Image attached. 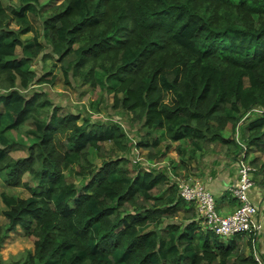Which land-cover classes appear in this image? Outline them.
Masks as SVG:
<instances>
[{"label":"trees","instance_id":"obj_1","mask_svg":"<svg viewBox=\"0 0 264 264\" xmlns=\"http://www.w3.org/2000/svg\"><path fill=\"white\" fill-rule=\"evenodd\" d=\"M19 2L7 12L0 0V179L29 191L1 192L0 243L16 227L35 238L19 264H257L244 234L225 241L204 225L166 166H127L131 143L117 121L65 110L30 86L54 82L55 65L37 78L32 62L55 56L67 84L97 78L113 94L112 108L140 122L138 148L156 147L147 136L158 131L177 142L179 156L210 145L239 149L223 131L235 133L248 117L240 139L264 151V0ZM29 14L41 19L45 45L36 35L22 38L33 30ZM24 124L33 127L29 144L12 135ZM21 150L24 156L11 155ZM93 151L114 156L93 165Z\"/></svg>","mask_w":264,"mask_h":264},{"label":"rangeland","instance_id":"obj_2","mask_svg":"<svg viewBox=\"0 0 264 264\" xmlns=\"http://www.w3.org/2000/svg\"><path fill=\"white\" fill-rule=\"evenodd\" d=\"M62 0H38L39 7L43 5V8L49 7L54 4L60 3ZM3 5L6 7L7 12H9L11 6H18L20 4L19 0H1ZM29 19L32 26V31L23 35V39H31L34 35L38 36V39L45 45L44 37H43V30H42V22L39 16L35 14H29ZM9 27L16 29L18 24L15 23L14 20L9 21ZM45 53L50 52V46H45ZM22 55L21 48H16V55L15 57H19ZM49 55V54H46ZM55 65L51 68V66ZM32 68H34L37 78H40L44 72L48 69H52V74L56 75L57 77L54 79L53 83L50 82H35L33 81L32 85L30 86V90H43L48 93L49 98L53 101L54 104L60 105L65 110H71L74 113H79L80 115H90V118H101L104 121L114 120L117 121L126 132L127 136L130 139V143L132 144V140L138 141L140 139H144L146 129L142 128L140 122L137 119H133L132 114L126 111H121L118 109L112 108L113 104V94L108 93L105 88L101 86V83L98 81L97 78H94L93 81L77 79V82H74L73 78L70 79L72 82L71 84H67L62 74V70L59 69L58 61L56 60L55 56H49L46 59H43L42 53L34 57L32 62ZM51 77L47 76L49 79ZM250 119H247L242 123L244 126ZM81 121V119L79 120ZM241 124V125H242ZM243 126V127H244ZM33 128L30 125H22L17 130L12 132L13 138L18 139V141L22 143L29 144L32 142L33 137L27 133L28 129ZM232 130H224L223 134L225 137H230V133ZM239 135L241 132L239 131ZM235 134V133H234ZM162 132L154 131L153 136L148 135L147 137L149 142H153L155 139L158 140L157 146L154 148H143L139 147L140 151V161L138 165L140 167L146 168H156L160 167L159 170L163 169L165 165L166 168L169 167V172H173L175 175H180L181 173L174 169L173 163L170 161L169 152L172 149L173 145L168 141V138H164ZM132 139V140H131ZM169 144V147L165 149V146ZM105 147L107 150L110 151L111 146L109 143H105ZM186 150L189 149V145H184ZM159 149L157 154H154L155 150ZM151 150V151H150ZM164 151L165 154L161 153ZM205 150V149H203ZM90 151V149H89ZM201 151V150H200ZM152 153V157H148V153ZM195 152V156L197 153ZM26 151H13L11 155L15 158L22 157ZM176 153V152H175ZM110 155L105 153H99L93 151L87 157L93 165L101 164L102 160L108 159ZM129 158V162L127 166L134 172L136 169V162L133 161L134 155H132L131 150L127 155ZM177 156V154H176ZM186 156L189 157L188 152H186ZM178 157V156H177ZM175 160V159H174ZM169 164V165H168ZM76 172H71L67 177L70 181H74L75 183L79 184L81 182V177H79ZM180 173V174H179ZM187 176V175H186ZM87 177V176H86ZM184 177V176H183ZM25 179L29 180L31 184H36V182L30 178V176L26 175ZM86 179V178H85ZM173 180H170L172 183ZM6 192L10 195H15L18 197H27L29 196V191L22 187H14L8 186L3 184V181L0 179V229H6V218L3 215V211L6 208L4 203L1 200V192ZM231 197L232 194L230 193ZM214 202L216 209L219 211V207L221 206L222 200L220 197H216L214 194ZM235 200V199H234ZM238 202V200H235ZM72 204V202H71ZM181 215V213H178ZM176 217L179 219V216ZM5 233V232H4ZM5 236L0 243V264H19L23 262L29 253L33 252L34 248V240L33 236L25 235L24 232L19 228L16 227L15 230L5 233ZM227 239H225L226 241ZM253 253V251H252Z\"/></svg>","mask_w":264,"mask_h":264},{"label":"crops","instance_id":"obj_3","mask_svg":"<svg viewBox=\"0 0 264 264\" xmlns=\"http://www.w3.org/2000/svg\"><path fill=\"white\" fill-rule=\"evenodd\" d=\"M243 126L244 124L239 127L240 132L242 131ZM226 130H230V127H227ZM232 138L234 139L233 132L230 133L229 139L232 140ZM173 143L177 144V142H171L172 145ZM234 143L236 144L235 140ZM172 147L174 150L169 152V157L171 158L170 161L173 163L174 167H176L177 171L181 173L179 174L199 178L204 186L209 189L212 195L214 194L216 197H220L222 203L219 207V213L227 215L238 207L239 202H236V199L230 195V187L234 186L237 181L235 159L239 150L238 147H235L232 144L222 148L220 145H210L205 150H198L199 152L197 153V156L194 154L193 158L186 156V152L184 154L182 153V156H179L175 153V145ZM247 157L248 160L251 162L253 161L252 163L257 166V171L253 174L254 184L249 189L248 194L251 201L257 207V219L262 223V230L256 235L254 241L255 243L253 244L251 242L252 246H248L249 244L247 241L250 238V235L248 234L244 235L240 241L245 247L246 253L251 248L253 251L254 246L256 253L259 255L264 264V169H261L259 166L264 163V151H258L251 148L248 150ZM144 169L148 168L145 167ZM167 193L168 190L165 189L163 195ZM186 203L187 206H191V204H193L188 202ZM182 211H184V209L179 211V213H181V215L178 214L180 216L179 219H181L183 215Z\"/></svg>","mask_w":264,"mask_h":264},{"label":"built area","instance_id":"obj_4","mask_svg":"<svg viewBox=\"0 0 264 264\" xmlns=\"http://www.w3.org/2000/svg\"><path fill=\"white\" fill-rule=\"evenodd\" d=\"M253 111H258L254 109ZM248 111L243 117H247ZM237 125L234 139L238 143L239 150L236 155L237 181L230 187L232 197L238 200V207L231 213L223 215L216 209L214 197L202 181L189 175H175L169 172L171 180L176 185L178 195L188 203L195 205L196 211L202 218L204 225L212 232L223 238H229L235 234H248L254 244L256 235L262 230V223L257 219V207L251 201L248 191L253 183V174L257 171V166L248 160V150L246 143L240 139ZM132 140V139H131ZM131 153L134 155V162L140 161V151L136 146V141L132 140ZM165 166V165H164ZM170 170L169 167H167ZM184 176V177H183ZM253 256L257 264H263L256 249L253 246Z\"/></svg>","mask_w":264,"mask_h":264}]
</instances>
